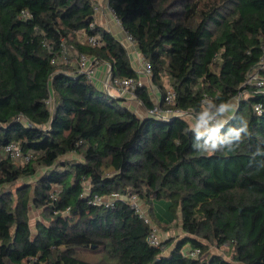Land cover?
<instances>
[{"label":"trees","instance_id":"trees-1","mask_svg":"<svg viewBox=\"0 0 264 264\" xmlns=\"http://www.w3.org/2000/svg\"><path fill=\"white\" fill-rule=\"evenodd\" d=\"M108 3L151 65L158 99L147 84L134 91L143 117L80 71L87 54L112 80L141 76L122 41L91 27L92 0H0V146L29 156L0 160V264H96L93 252L105 264H264V91L244 84L263 52L264 0ZM95 34L101 44H87ZM156 107L219 123L199 130ZM132 196L160 224L180 219L184 236L152 245ZM32 207L45 217L34 227ZM199 237L232 246L231 259Z\"/></svg>","mask_w":264,"mask_h":264},{"label":"built area","instance_id":"built-area-1","mask_svg":"<svg viewBox=\"0 0 264 264\" xmlns=\"http://www.w3.org/2000/svg\"><path fill=\"white\" fill-rule=\"evenodd\" d=\"M95 12L99 11V6L94 7ZM111 12L113 13V10L110 8ZM114 14V13H113ZM117 22L120 23L118 18L115 16ZM98 22L94 20V22L91 24V27L94 28L95 25H97ZM128 39L132 41L131 37L128 36ZM85 42L91 46H99L101 44V40L99 35H87L85 37ZM54 62V60H53ZM78 62L80 66V71L86 74V76L91 81H100L103 84L104 89L111 95H125L131 93L134 95V91L136 90V87H141L145 84V82L138 78V80H135L133 78H125V79H111V70L110 65L107 62L100 63L98 60L92 58L90 55L87 54H79L78 55ZM101 64L107 65V74L104 78L99 79L98 78V68ZM264 69V47L263 52L260 61L255 67H252L249 72L247 73V79L244 84L251 85L252 87L257 88L258 91H264V77L261 75V70ZM138 72L140 74H143L147 76V78L151 79L152 71H151V65L147 61H142L140 58V66L138 68ZM166 102L169 104H172L175 99V92L173 90H169L166 94ZM49 103H52V99L49 100ZM255 110L258 113L262 112L261 105L257 104L255 106ZM150 113L156 114L159 117H168L170 114H177L178 116L184 117L187 114H190L192 112L184 111V110H172L167 109L165 111H161L158 107H156L154 110H151ZM193 114V113H192ZM194 115V114H193ZM186 118V117H185ZM200 122L204 126H209L210 124L215 125L219 123V116L217 115H211L208 117V121L205 124L204 121L200 120ZM9 154L13 158H24L25 162L29 160V156H25L19 146L16 143H10L5 146H0V160L3 155ZM117 195H113L107 198H96L95 202L99 203H106V204H113V199ZM55 198V197H54ZM137 197L132 196L129 197L128 200L132 204L133 207L136 208L137 212L144 218L145 222L149 223L151 226V232L148 236V241L152 245L158 246L162 239L159 237V229L156 227V225L152 224V220L150 219L149 215L145 213L141 206L139 205L137 201ZM68 211V210H67ZM185 254L188 256H198L200 254L199 248H193L185 251Z\"/></svg>","mask_w":264,"mask_h":264},{"label":"rangeland","instance_id":"rangeland-1","mask_svg":"<svg viewBox=\"0 0 264 264\" xmlns=\"http://www.w3.org/2000/svg\"><path fill=\"white\" fill-rule=\"evenodd\" d=\"M202 2H204L205 0H201ZM81 35V34H80ZM84 37V35H81ZM81 37L80 39L84 41V38ZM75 52L72 50L71 47H69V55L70 56H74ZM134 68L136 69L138 67V65L136 64V60L132 61ZM97 84L99 86L100 83L98 81ZM134 96V95H133ZM154 97V96H153ZM236 103V102H234ZM230 108V107H228ZM233 111V108H230V112L231 113ZM184 117H186V119L189 121V123L196 128H199L201 126V124L199 123V121L201 119L197 118L196 115H193L192 113L185 115ZM74 158H81V155L76 154V153H70L68 155H65L64 157H62V159H74ZM20 163V161H18ZM42 171V170H40ZM31 183L33 182V179L30 180ZM23 181L19 180L17 182V184H13L11 186H9L10 188H12L13 190L16 188V186L18 184H22ZM56 189H59V187L57 186ZM139 205L141 206L142 210L147 213L148 215H150L152 218V224L156 225V227L159 229V237L162 239V241L165 240H169V241H173L174 239L180 238L184 236V233L182 231L181 228V221L180 219L175 220L173 223L169 224V225H165V224H160L158 223L155 218L152 215L151 212V206L149 203H145L143 200L137 199ZM167 199H159L156 200L154 202V206H156L155 211L157 213V215L159 217H162L163 219H165V214L167 212ZM42 208H35L32 207L31 211H30V221H31V225L34 227L36 222L38 220H44V215L42 213ZM207 246H208V251L210 253H216V254H220L222 256H224L226 259H231L232 256V252H233V247L230 245H221V246H217L215 240H207L204 238L199 237ZM85 257L87 259H90L91 261L95 262L96 264H105L103 261V258L101 255L99 256H95V253H87L85 254Z\"/></svg>","mask_w":264,"mask_h":264},{"label":"crops","instance_id":"crops-1","mask_svg":"<svg viewBox=\"0 0 264 264\" xmlns=\"http://www.w3.org/2000/svg\"><path fill=\"white\" fill-rule=\"evenodd\" d=\"M92 1L94 2L95 6H99V11L95 12V20L96 22H98V25L109 30L114 36H116L120 41H122V43H124L127 46L132 60H136V64L139 67L140 66L139 57L141 55H140V52L138 51V47L133 41L128 39L127 37L128 35L124 31L123 27L121 26L119 22H117L115 15L110 10L108 0H92ZM82 33L83 31H80V34ZM82 35H85V34L83 33ZM138 67L136 68L137 70H138ZM107 69L108 67L105 64H101L99 66L98 72H97L99 79L104 78L106 76ZM140 78L145 82V84H147V86L151 88L150 90H152L154 94L153 95L155 97L154 99L157 100L158 91L156 87L153 86L152 80L147 78V76L143 74H141ZM100 85H102L100 87H103L102 82L100 83ZM116 96L125 98V104L131 107L141 117H143L144 115H147L148 113L147 109L131 93L125 94L122 96L121 95H116ZM227 109H228L227 112H230V108H227ZM199 123L201 124V126L199 128H196V127L195 128L202 130L205 126L200 121ZM190 248L191 247L187 245L185 247V251L189 250Z\"/></svg>","mask_w":264,"mask_h":264}]
</instances>
